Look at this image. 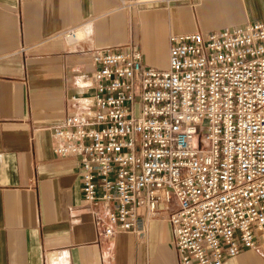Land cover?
Wrapping results in <instances>:
<instances>
[{
  "label": "built area",
  "instance_id": "1",
  "mask_svg": "<svg viewBox=\"0 0 264 264\" xmlns=\"http://www.w3.org/2000/svg\"><path fill=\"white\" fill-rule=\"evenodd\" d=\"M169 40L168 69L131 44L94 49L54 153L79 158L103 237L166 222L181 264H224L264 235V23Z\"/></svg>",
  "mask_w": 264,
  "mask_h": 264
},
{
  "label": "crops",
  "instance_id": "2",
  "mask_svg": "<svg viewBox=\"0 0 264 264\" xmlns=\"http://www.w3.org/2000/svg\"><path fill=\"white\" fill-rule=\"evenodd\" d=\"M250 22L264 23V0H0V264H181L166 222L145 241L100 235L79 158L55 154L52 131L86 95L73 79L94 49L131 44L168 69L171 35ZM257 240L224 264H264Z\"/></svg>",
  "mask_w": 264,
  "mask_h": 264
},
{
  "label": "rangeland",
  "instance_id": "3",
  "mask_svg": "<svg viewBox=\"0 0 264 264\" xmlns=\"http://www.w3.org/2000/svg\"><path fill=\"white\" fill-rule=\"evenodd\" d=\"M203 137H204L203 134L200 133V135L198 136V140L202 141Z\"/></svg>",
  "mask_w": 264,
  "mask_h": 264
},
{
  "label": "bare ground",
  "instance_id": "4",
  "mask_svg": "<svg viewBox=\"0 0 264 264\" xmlns=\"http://www.w3.org/2000/svg\"><path fill=\"white\" fill-rule=\"evenodd\" d=\"M80 37H81V34L79 33L77 38L79 39Z\"/></svg>",
  "mask_w": 264,
  "mask_h": 264
}]
</instances>
